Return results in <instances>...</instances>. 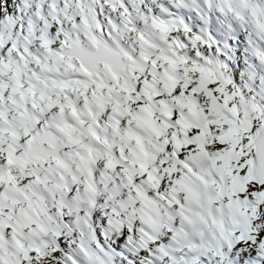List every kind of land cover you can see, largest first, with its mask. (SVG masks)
I'll return each instance as SVG.
<instances>
[{
	"label": "snow or ice",
	"instance_id": "6c2138e0",
	"mask_svg": "<svg viewBox=\"0 0 264 264\" xmlns=\"http://www.w3.org/2000/svg\"><path fill=\"white\" fill-rule=\"evenodd\" d=\"M0 264H264V0H0Z\"/></svg>",
	"mask_w": 264,
	"mask_h": 264
}]
</instances>
